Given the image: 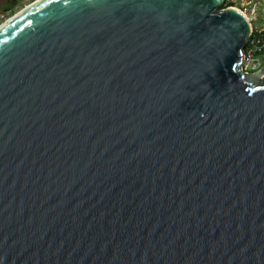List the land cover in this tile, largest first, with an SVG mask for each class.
<instances>
[{
  "label": "water",
  "instance_id": "obj_1",
  "mask_svg": "<svg viewBox=\"0 0 264 264\" xmlns=\"http://www.w3.org/2000/svg\"><path fill=\"white\" fill-rule=\"evenodd\" d=\"M223 0H36L0 26V264H264V67Z\"/></svg>",
  "mask_w": 264,
  "mask_h": 264
},
{
  "label": "built area",
  "instance_id": "obj_2",
  "mask_svg": "<svg viewBox=\"0 0 264 264\" xmlns=\"http://www.w3.org/2000/svg\"><path fill=\"white\" fill-rule=\"evenodd\" d=\"M0 0V26L8 21L10 8ZM222 6L240 13L250 25L249 40L243 48L241 69L243 72H257L264 62V42L258 35L264 32V0H223Z\"/></svg>",
  "mask_w": 264,
  "mask_h": 264
},
{
  "label": "rangeland",
  "instance_id": "obj_3",
  "mask_svg": "<svg viewBox=\"0 0 264 264\" xmlns=\"http://www.w3.org/2000/svg\"><path fill=\"white\" fill-rule=\"evenodd\" d=\"M4 1H7V0H3L2 4L5 6ZM34 1H36V0H18L17 2H15V4L12 7H10L9 5H6V7L11 9L10 10V16L12 17L15 14H17L20 10H22L26 6L30 5L31 3H33ZM263 67H264V62H263L260 69H262Z\"/></svg>",
  "mask_w": 264,
  "mask_h": 264
},
{
  "label": "trees",
  "instance_id": "obj_4",
  "mask_svg": "<svg viewBox=\"0 0 264 264\" xmlns=\"http://www.w3.org/2000/svg\"><path fill=\"white\" fill-rule=\"evenodd\" d=\"M4 4L12 7L15 4V2L13 0H10V1L7 0V1H4ZM222 8H225V7L222 6ZM258 39L264 42V32L258 35Z\"/></svg>",
  "mask_w": 264,
  "mask_h": 264
},
{
  "label": "flooded vegetation",
  "instance_id": "obj_5",
  "mask_svg": "<svg viewBox=\"0 0 264 264\" xmlns=\"http://www.w3.org/2000/svg\"><path fill=\"white\" fill-rule=\"evenodd\" d=\"M14 2H17L18 0H13Z\"/></svg>",
  "mask_w": 264,
  "mask_h": 264
}]
</instances>
